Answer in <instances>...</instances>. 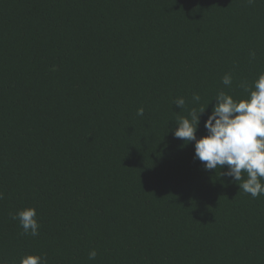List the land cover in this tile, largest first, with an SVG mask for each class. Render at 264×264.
Instances as JSON below:
<instances>
[{"label": "trees", "instance_id": "trees-1", "mask_svg": "<svg viewBox=\"0 0 264 264\" xmlns=\"http://www.w3.org/2000/svg\"><path fill=\"white\" fill-rule=\"evenodd\" d=\"M261 72L264 0H0V264H264V195L173 135Z\"/></svg>", "mask_w": 264, "mask_h": 264}, {"label": "clouds", "instance_id": "clouds-1", "mask_svg": "<svg viewBox=\"0 0 264 264\" xmlns=\"http://www.w3.org/2000/svg\"><path fill=\"white\" fill-rule=\"evenodd\" d=\"M249 3H254V0H249ZM251 55L254 57L255 53ZM221 83L231 87L232 74L226 73ZM239 86L248 93L247 98L236 100L223 90L217 92L216 103L204 121L206 135L200 138L196 135L200 116L207 108L203 106L193 107L187 116L178 117L173 135L185 144L194 141V159H198L205 170H220L226 166V171L220 175L230 177L238 182L239 189L257 198L264 195V72L251 85L241 81ZM200 100V95L194 93L192 102L198 105ZM174 104L184 108L186 101L179 97ZM137 115L143 116V108L137 110ZM10 215L19 222L22 235H39L35 208H23ZM96 256L95 249L88 254L90 260H95ZM19 264H47V258L26 254L20 258Z\"/></svg>", "mask_w": 264, "mask_h": 264}]
</instances>
